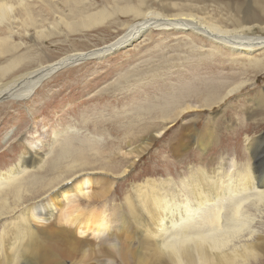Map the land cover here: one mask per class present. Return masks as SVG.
<instances>
[{
	"label": "bare ground",
	"instance_id": "obj_1",
	"mask_svg": "<svg viewBox=\"0 0 264 264\" xmlns=\"http://www.w3.org/2000/svg\"><path fill=\"white\" fill-rule=\"evenodd\" d=\"M14 1L0 0V104L9 96V101L28 99L42 81L60 68L86 58L106 57L116 49L126 50L151 29L189 32L210 42L214 52L223 49L240 62L246 59L244 68L258 72L264 68V37L247 36L251 29L238 28L235 18H230L234 28L229 30L218 21H209V16L207 20L183 10L181 5L173 4L177 11L173 15L156 10L143 12L144 0H137L136 5L124 1L122 5L111 7V11L108 8L91 13L78 10L71 21L59 17L60 25L71 34L103 25L117 13L143 20L129 26L123 36L98 50L67 55L46 65L36 64L37 57L30 52H20L22 46L13 42V37L29 36L33 41H40L57 34L56 29L46 31L34 26L30 35L28 24L33 25L34 19L27 8H31L32 3ZM63 1L74 6L81 2ZM246 1L247 7L259 10L264 25V0ZM17 12L19 17L14 16ZM263 25L259 26L262 32ZM210 84L199 92L204 94L200 107H207L212 100L218 102L240 87L224 91V95L214 99L215 94L210 96L206 89L223 93L226 85ZM183 89L189 92H181ZM192 93L193 89L188 87L179 89L171 100L174 102L163 104L152 118L149 115L154 108L141 105L134 109L133 120L121 126L123 130L114 129L115 134L125 132L120 156L126 165L121 174L134 164L131 159L140 158L165 130L155 122L168 123L183 115L190 108L186 102L194 98ZM249 103L257 109L254 117H263L261 90ZM184 105H187L185 109ZM175 107H180L181 111L171 118L168 113ZM214 122L210 116L199 138L195 126L188 125L181 137L174 136L168 142L176 158L175 165L192 145L200 153L207 150L213 139L210 124ZM27 137H22L26 141L22 143L21 155L10 167L0 171V264H248L249 261L257 264L256 261L264 257V241L256 232L249 231L255 214L247 213L255 211L264 216V169L260 177L255 167L251 171L243 170L234 175L233 183L226 181L228 168L223 164L209 172L196 169L188 180L182 178L178 183L169 178L116 185L100 176L102 172L114 174L112 157L115 153L108 143L100 147L99 143L71 136L63 141L55 156L47 158L49 153H44L41 145ZM57 138L54 133L53 141ZM253 139H246L247 151ZM106 149L110 154L102 160L101 153Z\"/></svg>",
	"mask_w": 264,
	"mask_h": 264
},
{
	"label": "rangeland",
	"instance_id": "obj_2",
	"mask_svg": "<svg viewBox=\"0 0 264 264\" xmlns=\"http://www.w3.org/2000/svg\"><path fill=\"white\" fill-rule=\"evenodd\" d=\"M124 1L136 5L137 0H81L77 6L63 0H25V5L32 3L31 8H27L34 19L33 25L28 24L30 35L33 34L34 26L46 31L56 29L57 34L40 41H33L29 36L15 35L12 41L22 46L20 52H30L33 57H37L35 63L43 65L67 55L98 50L123 36L129 26L143 19L117 13L103 25L71 34L60 25L62 22H59V17L71 21L78 10L85 9V13H91L108 8L111 11V7L122 5ZM173 4L181 5L183 10L207 20L209 18V21H218L229 30L234 28L230 18H235L238 28L251 29V32L247 31V36L264 37V32L259 29L263 25L259 10L247 7L246 0H144L142 11L156 10L173 15L177 13ZM18 14L14 16L19 17ZM245 63L246 59L242 58L240 62L223 49L214 52L210 42L189 32L151 29L126 50L116 49L106 57L85 59L60 68L42 81L28 99L9 101V96L5 103L0 104V144L4 142L0 145V171L10 167L21 155L22 143L26 141V138L22 139L24 135L29 136L27 138L39 147L41 145L42 151L49 153L47 158L55 156L64 140L77 135L80 141H93L99 143L100 147L107 143L111 145L109 149L115 153L112 157L114 174L102 172L99 175L116 185L169 178L173 183H178L182 178L188 180L196 169L209 172L223 164L224 168H228V176L225 177L228 182H235L234 175L243 170H254V167L260 177L264 169V120L261 123L264 115L255 118L257 109L249 102L250 99H256L258 91L264 93V68L259 72L252 71L242 66ZM209 82L226 85L223 93L216 94L215 90L206 89L210 96L215 94L214 99L224 95V91L240 87L234 94L225 95L218 102L212 100L210 106L200 107L204 98L200 90L203 91L202 88ZM185 87L193 89L194 98H188L186 102L190 108L171 122L157 120L155 123L165 130L160 136L157 135L159 138L140 158H132L134 164L125 174H121L122 167L126 165L120 156V150L124 148L125 132L115 134L114 129L123 130L121 126L133 120L134 109L141 105L154 108L149 115L152 118L163 104L169 105L175 93ZM181 92L187 93L189 90L183 89ZM186 107L184 105L183 108ZM180 111V107H175L168 114L172 118ZM246 111L250 113L246 115ZM144 114H147V110ZM129 115L132 117L129 118ZM210 116L215 122L210 124L213 139L207 150L200 153L192 145L177 159L179 163L175 165L173 162H176V158L168 142L174 136L182 135L188 125L195 126L199 138L200 130L204 129ZM54 133L58 137L55 142ZM246 139H253L249 151L246 150ZM109 149L101 153L102 160L110 154ZM247 213L249 216L255 214V221L249 231L256 232L260 240L264 241V216L255 211ZM256 262L264 264V257ZM248 264L254 263L249 261Z\"/></svg>",
	"mask_w": 264,
	"mask_h": 264
},
{
	"label": "water",
	"instance_id": "obj_3",
	"mask_svg": "<svg viewBox=\"0 0 264 264\" xmlns=\"http://www.w3.org/2000/svg\"><path fill=\"white\" fill-rule=\"evenodd\" d=\"M87 59V58H86Z\"/></svg>",
	"mask_w": 264,
	"mask_h": 264
}]
</instances>
